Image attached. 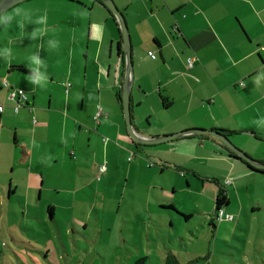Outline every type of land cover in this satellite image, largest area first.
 Listing matches in <instances>:
<instances>
[{"label":"crops","instance_id":"0c3cea01","mask_svg":"<svg viewBox=\"0 0 264 264\" xmlns=\"http://www.w3.org/2000/svg\"><path fill=\"white\" fill-rule=\"evenodd\" d=\"M101 1L25 0L4 12L21 8L29 19H13L22 57L0 53V103L5 105L0 235L18 242L27 227L35 229L24 219L36 224L47 218L84 235L78 223L88 227L93 217L109 226L120 248L126 244V261L161 254L177 261L178 245L193 254L198 238L199 213L186 211L173 195L176 178L188 174L189 186L199 178L216 182L219 189L209 185L216 198L230 180L227 203L203 212L206 226L234 235L222 212L224 220L238 218L236 227L246 219L248 235L259 222L257 246L247 248L240 262L264 264V169L250 167L213 135L154 145L133 140L119 100L126 70L123 36L116 16ZM114 1L131 33L136 130L154 138L219 129L264 162V124L255 123L264 117V0ZM45 16L44 24L35 22ZM38 28L44 35L33 38ZM33 55L43 62L40 71L48 78L43 87L28 80ZM189 58L194 59L191 68ZM4 80L27 91L32 111H14L13 88L4 87ZM99 107L104 114L97 120ZM105 161L107 172L98 179L97 167ZM229 213L233 219H227ZM151 247L153 255L147 256Z\"/></svg>","mask_w":264,"mask_h":264},{"label":"rangeland","instance_id":"374dc122","mask_svg":"<svg viewBox=\"0 0 264 264\" xmlns=\"http://www.w3.org/2000/svg\"><path fill=\"white\" fill-rule=\"evenodd\" d=\"M18 31L14 20L8 24H0L1 54H4L7 49L8 54L12 53L16 58L22 57V54H18L16 47V41L19 38ZM186 176L176 178L178 189L173 195L177 197L186 211L199 213L196 216L199 222L196 233L198 238L194 239L195 244L191 247L194 253L189 254L186 250H180L181 245L179 244L177 251L179 258L174 261L164 258L163 254L160 257L153 255L151 247L147 249L146 255L152 253L154 257L153 260L147 261L148 264H191L192 256H194V264H241L240 257H245V250L257 246L260 237L259 222L253 225L248 235L246 219L242 217L243 226L236 227L238 218L235 219L234 216L232 221L224 220L222 217L224 212H222L221 219L234 228L235 234L225 231V235L223 230L218 234L212 226H206L205 216H203V212L212 213L216 209V197L210 194L209 187L211 185L219 189L216 182L207 178H199L197 185L192 183L189 186ZM252 191L251 188L250 193ZM215 221L218 223L216 216ZM23 222L35 229L27 227L23 236L16 237L15 240H19L18 242L14 241L11 236L0 235V264H135L122 258L123 255L128 257L126 244H122L120 248L121 244L118 239L113 240L114 233L107 230L109 226L102 225L100 220H94L93 217H90L88 227H85L84 223H78L76 229L84 235L74 234L62 224L55 226L48 218L44 222L36 221V224H32L27 219ZM13 226H16L14 222ZM132 248L138 254L136 246L133 245Z\"/></svg>","mask_w":264,"mask_h":264},{"label":"water","instance_id":"95a60500","mask_svg":"<svg viewBox=\"0 0 264 264\" xmlns=\"http://www.w3.org/2000/svg\"><path fill=\"white\" fill-rule=\"evenodd\" d=\"M25 0H0V14H3L15 5ZM108 8L115 14L123 36V48H124V59H125V78L122 86V103L124 117L126 121L127 131L133 140L142 145H154L163 142L171 141L176 138L192 135L209 134L217 137L229 150L233 151L236 155L243 158L250 165L258 169H264V162L258 161L257 159L250 156L244 149L236 145L230 137L219 129H187L177 133L168 134L160 137H145L141 135L135 128L132 121V109H131V93L133 89L134 81V64L132 55V39L130 29L124 13L119 9L118 5L114 0H102Z\"/></svg>","mask_w":264,"mask_h":264},{"label":"clouds","instance_id":"9594fccd","mask_svg":"<svg viewBox=\"0 0 264 264\" xmlns=\"http://www.w3.org/2000/svg\"><path fill=\"white\" fill-rule=\"evenodd\" d=\"M103 2V1H102ZM104 3V2H103ZM105 4V3H104ZM106 5V4H105ZM108 7V6H107ZM109 9V8H108ZM120 9V8H119ZM110 10V9H109ZM111 11V10H110ZM112 12V11H111ZM113 13V12H112ZM114 14V13H113ZM115 15V14H114ZM18 16H20V17H22L23 18V20H26V19H29V15L23 10V9H21V8H17L16 10H15V12H14V14H0V24H8V23H10L13 19H15L16 17H18ZM46 19H47V17L45 16V17H41V18H39L38 20H36L35 22L36 23H38V24H44L45 23V21H46ZM23 20H21L19 23H20V27L21 28H23V26H24V24H23ZM43 36L44 35V29H40V28H38V29H36L32 34H31V36L33 37V38H35V37H37V36ZM51 43V46H52V48H55V47H57V42L56 41H51L50 42ZM8 51L9 50H7V49H5V52H4V54L7 56L8 55ZM30 59H31V64L29 65V67L31 68V71H32V75L31 76H28V80H29V82L30 83H33V84H39L41 87H43L44 86V84L47 82V76L44 74V73H42L41 71H40V69H41V66H42V64H43V62L39 59V57L38 56H36V55H33V56H31L30 57ZM193 62H194V60H193ZM187 66L189 67V68H191V67H193V65L192 66H189V64H187ZM257 79V78H256ZM5 81H7V80H4L3 81V86L4 87H8V89L10 90V88H13V90L11 91V95H12V98L13 99H16V100H18V95L17 94H15L16 93V90L17 89H23L24 91H25V93H26V95H27V103H26V105H28V106H31V102H30V100H29V95H28V93H27V91L23 88V87H13V86H11L10 85V83L8 82V86H6L5 84H4V82ZM121 95H122V93H121ZM123 104V103H122ZM3 106V109L1 110L2 112H3V110H4V108H5V105L4 104H1L0 103V106ZM20 109H21V107L18 109V110H16L15 109V112H19L20 111ZM100 110H102V115H103V109L101 108V107H99V111ZM98 111V112H99ZM98 112H97V114H98ZM97 114H96V116H97ZM102 115H100V116H102ZM94 117L95 119H97V120H99V117L100 116H98V118L97 117ZM33 121L34 122H37V120L34 118L33 119ZM256 125L257 126H259V125H261V124H264V117H261V119L260 120H257L256 122ZM223 132V131H222ZM204 135H206V134H204ZM209 135V134H208ZM103 140L104 141H106L107 140V138L106 137H104L103 138ZM231 151V150H230ZM106 165V170L104 171V173H102L101 175H100V177H98V173H99V167L101 166V165ZM151 164V163H150ZM152 165V164H151ZM107 169H108V164H107V161H105L104 163H102V164H100L98 167H97V178H101V177H103V175H105V173L107 172ZM227 181H229L228 183H227ZM229 183H230V180H226V181H224V185H223V187H226L227 185H229ZM230 214V213H229ZM230 215H233V214H230ZM233 219V218H232Z\"/></svg>","mask_w":264,"mask_h":264},{"label":"trees","instance_id":"16d2710c","mask_svg":"<svg viewBox=\"0 0 264 264\" xmlns=\"http://www.w3.org/2000/svg\"><path fill=\"white\" fill-rule=\"evenodd\" d=\"M102 2V1H101ZM14 100V103H13V109L15 111V105L17 104V100L16 99H13ZM119 100L121 101L122 103V95H121V92L119 93ZM165 102H166V98H164ZM22 108H28L30 111H32L33 107L32 106H28L26 104L22 105L21 106V109ZM20 109V110H21ZM0 113H2V111L0 110ZM104 114V112H103ZM235 155V154H233ZM236 158H238L237 156H235ZM240 158V157H239ZM241 159V158H240ZM243 160V159H242ZM247 161H245L246 163ZM247 164L252 167V165H250L248 162ZM254 168V167H252ZM256 169V168H255ZM258 170V169H257ZM99 179V178H98ZM227 200H228V196H227V189L223 186H221L220 190H219V194L217 195V198H216V204L217 206H222V205H225L227 203ZM135 264H148L147 262V258L146 257H141V258H138L135 262Z\"/></svg>","mask_w":264,"mask_h":264},{"label":"built area","instance_id":"2783aa9c","mask_svg":"<svg viewBox=\"0 0 264 264\" xmlns=\"http://www.w3.org/2000/svg\"><path fill=\"white\" fill-rule=\"evenodd\" d=\"M193 60H194V59L189 58V60H188V62H189V66H192V65H193ZM4 84H5L6 86L9 85L7 81H5ZM15 94L18 95L17 104L15 105V109L18 110L22 105H24V104L27 103V95H26V93H25V91H24L23 89H17ZM2 109H3V106L1 105V106H0V110H2ZM100 115H102V110H100V111L98 112V114H97L96 117L98 118V116H100ZM105 170H106V165H105V164H104V165H101V166L99 167L98 177H100V175H101L102 173H104ZM228 182H229V181H227V183H228ZM232 218H233V215L227 214V219H232Z\"/></svg>","mask_w":264,"mask_h":264}]
</instances>
